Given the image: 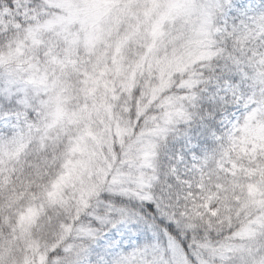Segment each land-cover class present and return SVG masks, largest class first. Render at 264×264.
<instances>
[{"label": "trees", "instance_id": "trees-1", "mask_svg": "<svg viewBox=\"0 0 264 264\" xmlns=\"http://www.w3.org/2000/svg\"><path fill=\"white\" fill-rule=\"evenodd\" d=\"M51 1L0 0V3L7 8L23 3L29 9L37 7L39 10L43 6L52 13L54 9L48 7ZM243 1L212 0L209 3L210 28L218 32L203 44L212 53L211 57L202 58L200 51L204 46L199 45L201 59L176 74L168 75L159 70V65H149L152 54L148 48L134 55L127 47L126 64L133 61L135 66L128 81L131 83L128 99L117 112L115 107L120 102L113 105L116 90H111L103 105L105 123L110 122L116 112L119 120H128V129L134 135L144 128L161 127L167 131L162 144L171 150H161L156 157V182L148 188L149 196L134 199L102 194L100 199L115 209L129 211L155 229L159 236L157 241L165 240L162 253L168 264H172V256L166 240L174 237L183 243L189 257L184 264H264V260L259 261L264 258V0H253L249 7ZM45 17L37 18L42 23ZM18 22L19 27L15 25L7 34H0V260L15 264L21 263L27 253L25 241L29 229L20 225L27 214L34 212L39 220L56 213L51 225L55 223L52 228L57 230L63 213L60 207H51L50 194L63 175L70 146L65 137L68 134L55 135L50 141H30L23 126L11 121L13 116H35L40 112V102L48 95L46 82L56 72L54 67L48 68L41 57L46 47L37 50L28 47L25 31L31 21L18 19ZM176 29L184 35L181 28ZM178 39L183 44L184 38ZM20 44L26 47L16 54ZM168 46L170 49L165 48L163 52L156 51L155 57L163 61L162 54L165 58L181 51L174 48L178 52H173L172 42ZM9 54L11 56L6 57ZM107 69L108 64L104 62L100 70L105 74ZM221 77L238 81L230 86L235 96L229 94L226 102L212 103V93L207 90L217 85ZM66 78L73 83L72 90L77 94L66 108L80 109L84 106L78 96L82 93L80 84L73 82L76 78L70 73ZM108 79L103 83L109 82ZM20 86L25 87L23 92L19 91ZM171 99L168 109L174 111L173 117L166 123L162 119L163 110ZM236 106L247 109L237 114L235 129L228 138L224 135L227 126L223 127L224 132L220 130L221 121ZM253 110L256 111L254 120L259 123L258 136L249 147L243 148L240 129ZM189 137L192 144H199L195 158L189 151ZM16 140L15 157L11 158L12 153L5 146ZM8 146L12 150L11 145ZM177 150L183 160L192 157V166H188L190 172H182L180 166H169L173 162L172 151ZM181 177L186 180L188 189L178 193L175 188ZM144 201H152L155 207L149 211ZM141 209L147 219L140 216ZM160 219L165 221L163 226L157 224ZM39 224L29 230L33 232L32 241L46 228ZM165 227L174 235L165 237ZM147 240L153 241V238L149 235ZM58 253L56 250L54 255ZM52 257L45 264H50Z\"/></svg>", "mask_w": 264, "mask_h": 264}, {"label": "rangeland", "instance_id": "rangeland-1", "mask_svg": "<svg viewBox=\"0 0 264 264\" xmlns=\"http://www.w3.org/2000/svg\"><path fill=\"white\" fill-rule=\"evenodd\" d=\"M211 1L52 0L48 3V7L54 9L52 13L43 6L39 10L37 7L29 9L23 3L7 8L0 3V34H7L15 25L19 27L18 19L31 21L24 30L28 47L34 50L46 47L41 57L48 68L54 67L56 71L46 82L48 95L39 104L40 112L35 116H13L11 121L23 126L22 130L30 141H50L55 135L68 134L65 137L70 144L63 175L50 194V205L61 208L62 219L55 232L52 228L55 223L51 225V222L56 213L39 220L34 212L27 214L20 223L23 229L27 227L30 230L38 222L46 228L36 241H32L33 232L27 230L26 257L17 264H45L51 256L50 264H168L162 253L165 240L161 238L157 241L155 229L129 211L115 209L100 199L102 194L134 199L149 196L148 188L156 182V157L161 150H171V147L162 144L167 131L161 127L144 128L134 135L128 129V120H119L116 112L115 117L105 123L103 105L111 90H116L113 105L120 102L115 107L117 112L128 99L131 87L128 81H131L135 66L133 61L126 64L127 47L133 50L134 55L148 48L152 54L149 65H159V70L168 75L176 74L201 59L198 57V46H204L211 36L218 33L210 28L208 5ZM250 4V1L246 2L247 6ZM40 15L46 16L42 23L37 18ZM178 27L184 35L177 31ZM180 36L184 38L183 44L178 39ZM170 42L173 52L179 48L181 51H177L176 56L165 58L162 54L163 61H160L154 54L170 49ZM25 47L26 44L18 45L16 54ZM200 52L202 58L212 54L206 46ZM104 62L108 64L105 74L100 70ZM68 73L76 78L73 82L80 84L82 91L78 96L83 99L84 106L77 110L66 108L68 101L77 95L72 90L73 83L67 81ZM106 78L109 82L106 80L103 83ZM111 86L115 89H110ZM24 89L19 87L21 92ZM171 102L172 99L163 110L162 119L166 123L173 117L174 111L168 109ZM236 108L233 116L247 109ZM255 112L247 114L240 129L243 148L249 147L258 136L259 123L254 120ZM223 117L222 121L229 128L227 132H224L225 126L220 130L229 138V133L234 131L235 119L227 115ZM94 118L97 121L92 120ZM17 142H9L12 150L9 144L5 146L11 151V156L8 155L11 158L15 157ZM179 151H172L173 162L169 166H180L182 172L188 173L193 159H181ZM177 183L176 192L188 189L182 177ZM134 218L136 223H133ZM120 219H127L128 223L113 232V225ZM149 235L153 241L147 240ZM145 247L146 254L143 251ZM56 250L59 253L54 255ZM262 260L264 258H259V261ZM0 264L15 262L0 260Z\"/></svg>", "mask_w": 264, "mask_h": 264}, {"label": "snow or ice", "instance_id": "snow-or-ice-1", "mask_svg": "<svg viewBox=\"0 0 264 264\" xmlns=\"http://www.w3.org/2000/svg\"><path fill=\"white\" fill-rule=\"evenodd\" d=\"M233 84H238V81L235 80V78L229 79L227 77H221L217 80V85L210 87L207 92L212 93L210 97V102L217 103L218 101L223 103L226 102L229 98V94L232 96H235V91L232 90L230 92V86ZM195 102V98H193ZM222 115V113H221ZM188 144L190 145L189 151L193 158L196 156V149L199 147V144H192L191 137L188 138ZM183 159V156L180 157ZM145 206L149 209V211L152 210V208L155 207L154 203L152 201H144ZM140 216L144 219H147V217L144 215V210H140ZM136 219H133V223H136ZM127 219H120L118 220L112 227V231L115 232L116 229L123 227L125 224H127ZM169 226H170V222ZM157 224L163 226L165 224V221L163 219L157 220ZM163 235L165 237L169 235H174L169 232V228L165 227ZM166 243L168 244V252L172 256V264H184V261L186 259H189L187 256V253L184 251V245L179 240L178 237H174L172 240H166ZM144 253H147V247L143 249ZM183 253V256L181 255Z\"/></svg>", "mask_w": 264, "mask_h": 264}]
</instances>
